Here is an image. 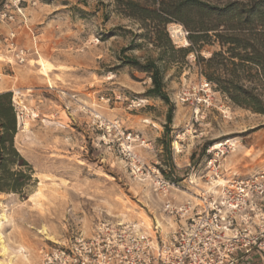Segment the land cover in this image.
<instances>
[{"label": "rangeland", "instance_id": "374dc122", "mask_svg": "<svg viewBox=\"0 0 264 264\" xmlns=\"http://www.w3.org/2000/svg\"><path fill=\"white\" fill-rule=\"evenodd\" d=\"M18 4L28 20L19 40L32 54L24 65L3 68L0 94L13 99V90L22 91L16 146L36 182L26 197L0 192V212L7 214L0 264H41L46 250L90 236L98 219L173 230L154 169L183 187L193 168L206 172L207 157L223 149L227 175L264 171V114L234 104L207 76H216L208 60L221 50L212 32L192 43L182 22H141L122 14L115 0H0V9L16 11ZM171 24L181 25L188 44ZM127 57L160 64L174 107L169 133L170 105L148 94L150 76ZM205 81L213 106L196 114ZM124 148L139 156L143 174ZM183 190L172 191L175 202L194 192Z\"/></svg>", "mask_w": 264, "mask_h": 264}, {"label": "built area", "instance_id": "2783aa9c", "mask_svg": "<svg viewBox=\"0 0 264 264\" xmlns=\"http://www.w3.org/2000/svg\"><path fill=\"white\" fill-rule=\"evenodd\" d=\"M9 9L7 5L0 9V30L4 24L9 26L0 31V81L3 68L24 65L32 54L19 40V30L28 27L25 8L18 4L16 11ZM201 90L205 95L196 114L213 106L207 81ZM12 92L18 109L22 91ZM124 149L132 169L143 174L139 156ZM224 154L219 149L208 156L202 174L193 168L183 187L165 179L159 169L153 170L155 190L167 197L164 210L175 221L173 230L164 232L157 224L150 231L140 221L98 219L90 236L79 235L46 250L41 264H264V171L227 175ZM181 188L194 192L175 202L172 191Z\"/></svg>", "mask_w": 264, "mask_h": 264}, {"label": "trees", "instance_id": "16d2710c", "mask_svg": "<svg viewBox=\"0 0 264 264\" xmlns=\"http://www.w3.org/2000/svg\"><path fill=\"white\" fill-rule=\"evenodd\" d=\"M127 17L166 26L180 21L190 29L192 43L213 36L221 50L208 60L216 76L208 73L219 89L241 107L264 114V0H115ZM167 45L172 47L167 38ZM185 51V50H184ZM186 52V51H185ZM152 80L150 96L170 105L166 132L173 121V104L165 89L157 59L125 61ZM19 120L11 92L0 94V192L29 195L36 178L34 168L16 146Z\"/></svg>", "mask_w": 264, "mask_h": 264}, {"label": "bare ground", "instance_id": "6f19581e", "mask_svg": "<svg viewBox=\"0 0 264 264\" xmlns=\"http://www.w3.org/2000/svg\"><path fill=\"white\" fill-rule=\"evenodd\" d=\"M170 28L173 31V33L175 34V36H179V35H183L184 34V31L181 28V25L171 24ZM183 42H186L188 44L186 39H184ZM41 63H42L44 68L47 66L46 61L44 59H41ZM179 137H181V136H179ZM176 141L179 142L178 140H176ZM174 143H175V141H174ZM174 143H173V145H174ZM179 145H180V143H179ZM216 147H218V146H214L213 148H216ZM174 148H176L177 150L180 151L181 150V145H180V147H177V146L174 145ZM5 221H7V214H6L5 211H2V212H0V255L2 254L1 249L7 250V247L4 245V239H3V234H2L3 232H1V227H2V225H3V223Z\"/></svg>", "mask_w": 264, "mask_h": 264}]
</instances>
